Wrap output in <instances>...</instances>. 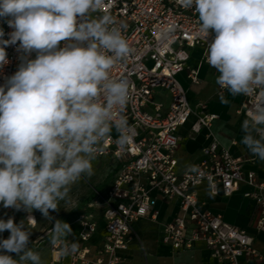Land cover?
Returning <instances> with one entry per match:
<instances>
[{
  "label": "clouds",
  "instance_id": "clouds-1",
  "mask_svg": "<svg viewBox=\"0 0 264 264\" xmlns=\"http://www.w3.org/2000/svg\"><path fill=\"white\" fill-rule=\"evenodd\" d=\"M178 3L198 15L206 62L219 73L216 84L233 98H257L241 123L240 143L264 161V0ZM106 6L107 0H0V17H11L14 29L7 40L0 29V69L9 63L8 45L19 41L23 53L18 70L0 86V204L29 213L19 224L0 219V233L10 232L0 239V264H46L29 246L31 213L53 221L50 210L59 211L72 185L95 174L93 162L113 132L119 148L133 142L124 114L131 84L112 70L135 49ZM176 27H161L159 42L171 40ZM220 100L230 103L224 95ZM72 234L68 223L54 220L49 238L63 257L79 250L68 239Z\"/></svg>",
  "mask_w": 264,
  "mask_h": 264
},
{
  "label": "built area",
  "instance_id": "built-area-1",
  "mask_svg": "<svg viewBox=\"0 0 264 264\" xmlns=\"http://www.w3.org/2000/svg\"><path fill=\"white\" fill-rule=\"evenodd\" d=\"M106 10L123 23L124 34L135 49L127 61L118 63L112 70L113 77L127 78L131 84V101L124 114L133 130V142L119 148L115 132L104 142V150L98 157L113 158L118 169L106 193H98V198L89 202L76 218L80 228L75 239L78 252L63 257L60 246L50 242L54 220L34 240L35 245L49 244L52 253L49 264H130L123 252L135 238L134 224L149 216L156 219L155 207L160 198H179V213L163 225L164 243L183 251L203 242L211 255L224 264H264V253L255 245V236L212 212L197 192L201 185L207 184L211 194L229 197L240 190L241 184L248 185L250 189L244 196L259 206L256 229L264 234V181L256 171L245 170V164H254L256 158L235 155L213 137L202 147L197 171H177L179 129L195 116L192 131L198 133L203 127L209 128L218 117L206 111L204 102L197 103L194 109L180 77L185 73L191 84L199 85L201 66L209 65L205 59L206 43L198 32V15L194 10L183 9L178 0H107ZM10 18L0 17L5 40L14 31L7 23ZM169 23L177 26L174 36L160 43L158 32ZM18 47L19 41L5 49L9 63L0 69V86L20 66L23 53L17 51ZM198 48L202 49V55L192 64V51ZM30 58L35 59L36 53ZM158 90L169 94L167 106L157 100ZM224 91L220 87V93ZM257 102L256 97L243 96L237 113L246 117L249 108ZM98 208L102 210L106 235L92 256L89 241L98 228ZM6 211L7 219L13 218L14 222L18 213H23L26 220L29 215L23 209L6 208ZM31 215L36 222L30 226L35 227L37 218ZM69 225L73 233L68 237L71 241L75 229L73 223Z\"/></svg>",
  "mask_w": 264,
  "mask_h": 264
},
{
  "label": "crops",
  "instance_id": "crops-1",
  "mask_svg": "<svg viewBox=\"0 0 264 264\" xmlns=\"http://www.w3.org/2000/svg\"><path fill=\"white\" fill-rule=\"evenodd\" d=\"M202 52V49L199 48L192 51V64L198 62ZM218 75L219 73L216 69L209 65H202L200 69L202 82L199 85L191 84L185 73L180 76L183 84L188 89L189 99L194 109H197V103L204 102L206 104V111L217 114L218 117L212 122V125L209 128L203 127L198 133L192 131V124L196 120L195 116H192L188 123L179 129L181 141L176 152V157L178 159L177 171L179 173L190 169V166H196L202 158V147L208 144L213 137L216 138L217 136L221 137V140L219 141L220 144L229 148L235 155H241L246 158H255L240 143L243 136L241 123L246 117L239 115L237 110L243 101V96L241 95L233 98L226 90L220 93V86L216 84V77ZM221 95H224L230 103L227 105L221 103ZM156 98L157 100L162 101L165 106L169 104V94L165 90H158ZM117 169L118 164L116 166V172ZM245 170L256 171L259 179L264 181V161H260L256 158L254 164H245ZM110 185L111 183L109 186ZM249 189V186L243 183L241 184L240 190L232 196H216L211 194L207 184H203L197 189V192L200 200L204 202L205 206L212 212L221 214L230 224L246 228L251 234H253L255 236V245L264 253V234L256 229L259 206L253 200L244 196V192ZM106 191L103 193H106ZM155 210L158 212L156 219H152L149 216L134 224L135 238L132 241L130 248L123 252V256L128 259L130 264H224L211 255L209 249L203 242H198L193 248L183 251H176L170 245L163 242V225L172 220L179 213V198H174L172 200L160 198ZM96 211L98 215V228L89 241V245L93 249L92 256L95 255V249L101 245L106 235L102 210L98 208ZM32 213L36 215L37 226L30 227H41L43 225L42 220L35 212ZM76 218L73 221L68 222V224L73 223L75 234L71 239L74 240L77 239L80 230L79 225L75 223ZM0 219L7 220V211L3 205ZM22 220L26 221L25 215L23 213L16 214L15 223H19ZM46 227L47 223L42 230ZM4 232H7V230ZM4 232L0 233V239ZM38 253L41 255L42 259L46 261V264L51 262L52 253L49 244H42Z\"/></svg>",
  "mask_w": 264,
  "mask_h": 264
},
{
  "label": "rangeland",
  "instance_id": "rangeland-1",
  "mask_svg": "<svg viewBox=\"0 0 264 264\" xmlns=\"http://www.w3.org/2000/svg\"><path fill=\"white\" fill-rule=\"evenodd\" d=\"M116 166L117 163L113 158L98 157V159L93 162L95 174L91 178H82L76 184L72 185L68 201L60 202L59 211L50 210V216H52L54 220L58 219L66 223L73 221L80 212L87 208L89 202L98 198V192L103 193L106 191L116 172ZM33 212H35L43 222L41 227L31 228L33 232L30 236L29 246L32 247L34 251L38 252L42 245L36 246L34 240L40 236L42 228L50 221L46 219L40 211L34 210ZM9 235V231L4 232L1 239H6ZM16 258L18 259V257Z\"/></svg>",
  "mask_w": 264,
  "mask_h": 264
},
{
  "label": "trees",
  "instance_id": "trees-1",
  "mask_svg": "<svg viewBox=\"0 0 264 264\" xmlns=\"http://www.w3.org/2000/svg\"><path fill=\"white\" fill-rule=\"evenodd\" d=\"M11 255H12L14 258H16V254H14V253H11Z\"/></svg>",
  "mask_w": 264,
  "mask_h": 264
}]
</instances>
